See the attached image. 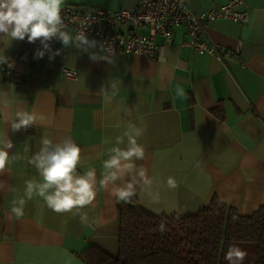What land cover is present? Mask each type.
<instances>
[{"label":"crops","instance_id":"0c3cea01","mask_svg":"<svg viewBox=\"0 0 264 264\" xmlns=\"http://www.w3.org/2000/svg\"><path fill=\"white\" fill-rule=\"evenodd\" d=\"M189 1L201 13L229 0ZM243 1L249 11L246 22L216 18L205 25L212 42L226 49L241 43L238 58L219 60L181 45L187 35L179 26L162 50V61L117 51L114 64L94 62L89 53L70 46L62 60L77 71L73 79L52 65L36 70L13 60L20 41L8 49L0 41V50L7 49L5 55L20 78L12 82L0 72V94L10 101L0 111V134L12 140L9 151L16 156L0 175V264H88L80 255L92 246L112 255L117 250V199L108 191H98L93 205L82 209L86 221L51 211L36 195L24 197L22 218L9 219L12 201L24 196L25 181L40 180L28 160L39 150L42 136L53 142L71 137L82 149L78 171L94 167L99 179L106 149L128 123L136 124L143 131L138 143L145 148V159L137 164L150 177L166 181L172 176L178 183L175 189L153 185L159 204L138 191V204L153 214L192 215L214 197L241 215L264 205V0ZM65 4L133 9L139 0ZM116 29L127 33L130 24L118 23ZM140 31L148 35L147 28ZM154 41L161 44L163 38L156 35ZM110 81L117 82L115 95ZM177 88L184 90L183 98L176 96ZM18 108L34 110L45 122L13 133L6 121Z\"/></svg>","mask_w":264,"mask_h":264},{"label":"clouds","instance_id":"9594fccd","mask_svg":"<svg viewBox=\"0 0 264 264\" xmlns=\"http://www.w3.org/2000/svg\"><path fill=\"white\" fill-rule=\"evenodd\" d=\"M64 4L65 0H0V41L7 42V49L15 41L26 39L33 44L38 41L41 47L36 49L34 58L42 59L48 54L52 61L61 54L59 49L52 48L51 42L57 40L65 48L74 46L89 53V59L94 62L104 60L114 64V49L99 44V51L89 52V49L97 48L96 40L89 39L85 31L73 36L66 30L62 17ZM6 50H0V66L7 64L12 68L13 63L5 55ZM110 85L112 95H115L117 82L110 81ZM184 95V90L177 88L176 96L183 98ZM9 107L7 94H0V111ZM44 122L43 115L23 108H18L14 118L6 121L13 133L37 124L42 125ZM142 135V129L136 124H127L123 134L115 138L114 145L106 149L108 158L102 162L99 179L94 167L83 172L78 171L83 163L82 149L71 137L53 142L47 136H42L39 150L28 160L40 180L31 178L25 181L24 196L12 201L9 219L22 218L26 203L24 197L32 199L34 195L42 198L51 211L57 214L80 215L82 221L87 220V214L82 213V209L93 205L100 190L108 191L112 197L123 202L131 200L138 191H143L152 204H159L160 196L158 192H152L153 185L175 189L178 183L172 176L167 177L166 181L150 177L147 169L137 164V161L145 159V148L138 143V138ZM13 147L7 134H0V175L16 160L15 154L10 155L9 151ZM158 230L163 233L165 225L159 224ZM246 257L245 250L230 245L224 258L228 264H243Z\"/></svg>","mask_w":264,"mask_h":264},{"label":"trees","instance_id":"16d2710c","mask_svg":"<svg viewBox=\"0 0 264 264\" xmlns=\"http://www.w3.org/2000/svg\"><path fill=\"white\" fill-rule=\"evenodd\" d=\"M116 206V253L92 246L80 255L88 264H228L224 257L230 245L250 252L243 264H264V205L241 215L214 197L187 216L153 214L136 196L116 200Z\"/></svg>","mask_w":264,"mask_h":264},{"label":"built area","instance_id":"2783aa9c","mask_svg":"<svg viewBox=\"0 0 264 264\" xmlns=\"http://www.w3.org/2000/svg\"><path fill=\"white\" fill-rule=\"evenodd\" d=\"M62 17L66 30L76 35L85 31L89 39H94L106 48H112L115 52L145 55L152 60L162 61L164 59L163 48L172 42L173 29L183 26L186 29V39L181 45L187 46L195 52L207 53L223 60L225 56L238 58L241 51V43L233 49L214 43L206 33L205 25L216 18L232 21L246 22L249 11L243 0H229L222 5H212L207 11L195 13L189 0H139V4L133 9H101L82 8L76 5L64 4ZM118 23L130 24L127 33L116 29ZM148 29V35L140 30ZM160 35L163 42L158 44L154 36ZM53 50L59 49L61 54L50 61L48 54L42 59H35L34 53L39 42L28 43L27 40L20 41L17 49L11 54L13 60H21L29 63L33 69L41 70L52 65L64 76L77 77V71L68 67L62 60L66 48L61 42H51ZM10 60V59H9ZM11 62V60H10ZM0 72L9 77L12 82H19L17 73L8 65L0 66Z\"/></svg>","mask_w":264,"mask_h":264},{"label":"rangeland","instance_id":"374dc122","mask_svg":"<svg viewBox=\"0 0 264 264\" xmlns=\"http://www.w3.org/2000/svg\"><path fill=\"white\" fill-rule=\"evenodd\" d=\"M115 248H116V244H115V246H114V249H115ZM114 253H115V251H114ZM247 256H248V257L251 256L250 252H248ZM245 261H246V258H245V260H244L243 263H245Z\"/></svg>","mask_w":264,"mask_h":264}]
</instances>
